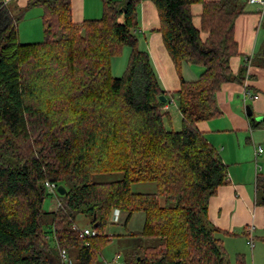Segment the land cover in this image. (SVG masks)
Instances as JSON below:
<instances>
[{
    "label": "trees",
    "instance_id": "1",
    "mask_svg": "<svg viewBox=\"0 0 264 264\" xmlns=\"http://www.w3.org/2000/svg\"><path fill=\"white\" fill-rule=\"evenodd\" d=\"M101 1L102 16L81 21L71 0H26L13 10L0 1V264H96L117 210L127 219L144 214L141 230L129 233L138 240L129 264H228L217 235L235 234L208 220V201L228 180L226 166L197 124L221 114L216 94L224 84L244 79L229 60L238 54L235 20L245 1L150 0L175 67H202L171 92L182 122L177 131L164 124L168 96L159 100L166 92L138 48L143 0ZM194 4L201 6L199 26ZM33 7L42 10L43 39L22 43L18 23ZM124 46L126 67L113 77L111 58ZM259 57L264 65V42ZM103 173L122 176L92 179ZM46 182L65 188L49 223ZM134 183H154L155 191L134 192ZM255 205L264 216L263 173L256 175ZM78 214L91 217L94 235L73 228ZM236 261L244 264L243 256Z\"/></svg>",
    "mask_w": 264,
    "mask_h": 264
},
{
    "label": "crops",
    "instance_id": "2",
    "mask_svg": "<svg viewBox=\"0 0 264 264\" xmlns=\"http://www.w3.org/2000/svg\"><path fill=\"white\" fill-rule=\"evenodd\" d=\"M17 1L20 3V0ZM83 1L71 0L74 19L76 21L84 19L81 11ZM20 5L24 6L25 3L23 5L20 3ZM142 7L143 41L137 38L138 48L148 53L153 69L161 87L166 92L165 97L167 98L171 92L180 87L182 79H197L202 71V67L183 61L179 69H177L164 47L161 34L156 31L159 27V19L155 6L154 13L156 22L152 23V28L149 27L148 32H145L148 28V20L145 21V15L147 12H150L151 15L152 11L149 4H145V2ZM191 10L193 23L199 26L200 4H194ZM257 11L256 5L245 2L244 12L237 16L234 35L238 44V54L230 58L229 64L233 75L237 79H242L244 75L242 61L244 63L247 56H252L250 77L247 81V86L254 93L258 94L256 99H250L255 106V110L261 112L257 114L263 115L264 97L262 94H264V65L258 53L261 49L257 52L258 54L255 53L256 47L252 41L253 28L255 27L258 16L261 18V15ZM242 83L243 80L241 83L239 81H232L224 84L216 94V104L221 114L218 117L201 121L197 124L198 129L203 133L206 140L218 151L222 158L226 166L228 179L225 184L218 187L215 195L211 196L208 201V220L214 227L229 233L232 232L235 235L237 231L245 235V229L249 225L254 226V233L256 229L264 228L263 212L255 205V179L256 175L262 173L264 170V163H262L264 160V145L262 144L263 138H260L256 134V131L253 130L255 127L258 128L261 126L264 118L259 116V120L255 121V124L252 125L248 118L249 115L246 114V110V117L243 114L244 117H242L237 97V93L242 90ZM249 107L252 110L251 106ZM250 115H252V111ZM245 131H247L246 135H244ZM258 146L261 147V152L256 154V148ZM259 158L261 159L260 163L258 161ZM134 192L145 193L142 191ZM112 215L116 217L117 211H113ZM126 215L123 212L119 218L124 221ZM141 215L138 218L141 220L139 230H141L144 221V214L142 213ZM130 218H132V215ZM129 219L125 220L124 223Z\"/></svg>",
    "mask_w": 264,
    "mask_h": 264
},
{
    "label": "rangeland",
    "instance_id": "3",
    "mask_svg": "<svg viewBox=\"0 0 264 264\" xmlns=\"http://www.w3.org/2000/svg\"><path fill=\"white\" fill-rule=\"evenodd\" d=\"M6 4L8 8L13 10V8L21 7L20 3L23 5L25 2L24 0H0ZM120 1V0H115ZM149 4L152 14L147 12L145 15V21H147V31L148 29L152 28V23L156 22L155 13H154V5L150 0H144L141 4L137 7L138 12V28L135 31V35L137 38L143 39L142 35V6L143 3ZM82 13L84 19H96L102 16V1L101 0H84ZM18 9L16 10V13ZM41 13L42 10L39 7H33L27 9L24 13V16L18 23V36L19 40L22 43H29V42H37L43 39V29L41 23ZM260 14L259 11H257ZM261 15V14H260ZM260 20V22H259ZM146 28V26H144ZM150 27V28H149ZM253 36L252 41L255 43V53H257L263 44L264 41V16L262 15L255 23V27L253 28ZM143 41V40H142ZM143 46V45H141ZM130 52L129 46H124L123 50L120 55L114 56L111 58V75L113 77H120L123 74V71L126 67L128 55ZM259 53V52H258ZM257 53V54H258ZM190 64V63H189ZM242 65H244L242 61ZM238 71V69H236ZM251 92L254 91L250 88ZM238 94V102L240 106L241 115L243 114L245 117V107L251 106L252 108V118L254 121L259 120L257 110H255V106L252 103V100L249 97L244 98V90L242 86V90L237 93ZM264 97V94H262ZM172 98H171V97ZM168 96L167 106L168 112L167 116L164 117V124L167 129L170 130H180L182 126L181 116L177 110L176 106V96L174 94H170ZM170 101V102H169ZM242 115V117H244ZM256 131V134L262 139V144L264 145V120L261 122L260 127H255L253 129ZM247 134V131L244 132V135ZM240 138V136H239ZM264 159V158H263ZM259 163L261 159L259 158ZM264 163V160L262 161ZM264 174V170L262 172ZM122 176L121 173H103V174H95L93 175L92 179L94 181H113L120 179ZM155 184L154 183H135L132 185V190L134 191H142V192H152L154 191ZM60 194L57 196L53 193H48L43 201L42 210L47 212L48 214L44 215L46 219V223H49L51 219L50 212L54 211L58 206V201L61 200L59 197ZM123 211L117 210V216L114 217L111 213L109 216V220L106 226V233L110 235L111 241L107 243L98 253H97V261L96 264H115L112 261L114 260L115 256L119 254V259L116 264H129V257L132 254V247L138 243L136 238L129 236L130 232H134L135 230H139L138 228L141 225V220L138 219L142 216L141 212H135L132 214V218H130L126 223L125 220L127 215L123 221V219L119 218ZM119 218V219H117ZM75 225L83 229V227L91 228V217L83 214H78L74 218ZM221 238L223 248L226 254V261L228 264H237L236 257L237 255H242L244 258V264H264V240L260 239V237H264V228L256 229L254 233L253 243L254 246L250 247L246 241L247 238L245 235H242L240 231L236 232L235 236L227 237L223 235H217Z\"/></svg>",
    "mask_w": 264,
    "mask_h": 264
},
{
    "label": "built area",
    "instance_id": "4",
    "mask_svg": "<svg viewBox=\"0 0 264 264\" xmlns=\"http://www.w3.org/2000/svg\"><path fill=\"white\" fill-rule=\"evenodd\" d=\"M245 2L249 3V4H253V5H256L257 6V10L260 12L261 16L263 15V11H264V0H244ZM251 59H252V56H247L244 60V68H245V73H244V79H243V90H244V98L246 97H249V98H252V99H256L258 97V94L256 93H252L250 88L247 86V81L250 77V66H251ZM168 106H167V103L165 105V109H167ZM261 152V147L258 146L256 148V154ZM44 187H45V190H46V193H53L55 194L56 196L58 195V192H57V185L53 182H46L44 184ZM58 205H60V201H58ZM74 229H79L76 225L73 226ZM245 233H246V238H247V241L246 243L250 246V247H253L254 246V243H253V239H254V236H253V233H254V226L253 225H249L248 227H246L245 229ZM95 232L92 228H84V229H81L80 232H79V235L82 237V236H92L94 235ZM60 256L62 258V260L65 262L67 261V254L64 250H61L60 252ZM119 258V255L117 254L114 258V260L112 261L113 263L117 262Z\"/></svg>",
    "mask_w": 264,
    "mask_h": 264
},
{
    "label": "water",
    "instance_id": "5",
    "mask_svg": "<svg viewBox=\"0 0 264 264\" xmlns=\"http://www.w3.org/2000/svg\"><path fill=\"white\" fill-rule=\"evenodd\" d=\"M159 100H161L162 102H166V97L164 95H160L159 96ZM245 110H246V114L247 115H250L251 114V109H250L249 106H246L245 107ZM57 192H58V194L63 195L65 193V188L62 185H58L57 186ZM95 225L96 224H94V226Z\"/></svg>",
    "mask_w": 264,
    "mask_h": 264
}]
</instances>
